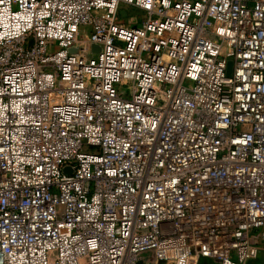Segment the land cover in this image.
<instances>
[{"label": "built area", "instance_id": "1", "mask_svg": "<svg viewBox=\"0 0 264 264\" xmlns=\"http://www.w3.org/2000/svg\"><path fill=\"white\" fill-rule=\"evenodd\" d=\"M259 259L264 0H0V264Z\"/></svg>", "mask_w": 264, "mask_h": 264}, {"label": "rangeland", "instance_id": "2", "mask_svg": "<svg viewBox=\"0 0 264 264\" xmlns=\"http://www.w3.org/2000/svg\"><path fill=\"white\" fill-rule=\"evenodd\" d=\"M128 10V14L130 15H134L133 19L134 20H138L140 19V12L134 8H127ZM130 17H126L125 18V21L127 22L129 20ZM249 264H262V261L259 259V260H255L253 262H250Z\"/></svg>", "mask_w": 264, "mask_h": 264}, {"label": "water", "instance_id": "3", "mask_svg": "<svg viewBox=\"0 0 264 264\" xmlns=\"http://www.w3.org/2000/svg\"><path fill=\"white\" fill-rule=\"evenodd\" d=\"M95 50H97V48H95Z\"/></svg>", "mask_w": 264, "mask_h": 264}]
</instances>
